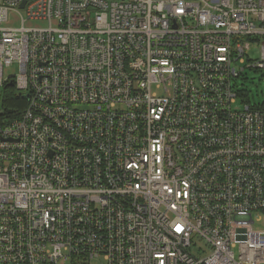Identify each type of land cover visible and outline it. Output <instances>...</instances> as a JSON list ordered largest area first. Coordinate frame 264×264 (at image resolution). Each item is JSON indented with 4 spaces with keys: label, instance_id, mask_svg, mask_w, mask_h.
<instances>
[{
    "label": "built area",
    "instance_id": "1",
    "mask_svg": "<svg viewBox=\"0 0 264 264\" xmlns=\"http://www.w3.org/2000/svg\"><path fill=\"white\" fill-rule=\"evenodd\" d=\"M242 64L264 77V0H0L26 101L0 116V264H264Z\"/></svg>",
    "mask_w": 264,
    "mask_h": 264
},
{
    "label": "rangeland",
    "instance_id": "2",
    "mask_svg": "<svg viewBox=\"0 0 264 264\" xmlns=\"http://www.w3.org/2000/svg\"><path fill=\"white\" fill-rule=\"evenodd\" d=\"M8 25H12L15 27H19L21 25L19 15L18 14H10L9 15V22ZM35 22H27L26 25H34ZM259 57L258 55V48L256 44H253L251 49L248 51V58L252 61L257 60ZM246 63V62H245ZM245 66V64H242ZM5 75H16L18 73L17 65H12L11 67L4 69ZM235 86L238 90H241L245 93V96L248 97L249 102L251 104H258L263 102L264 100V77L260 70L250 69L245 66L244 71L242 74L234 80ZM242 99L245 97H238L237 99V106L242 108L243 103ZM3 111V87H0V112ZM255 229H263L264 222L253 224ZM249 228H234L233 235L235 236L237 241H241ZM201 241H198L197 244L199 245ZM203 243V242H202ZM98 264V262L94 261L93 264Z\"/></svg>",
    "mask_w": 264,
    "mask_h": 264
},
{
    "label": "trees",
    "instance_id": "3",
    "mask_svg": "<svg viewBox=\"0 0 264 264\" xmlns=\"http://www.w3.org/2000/svg\"><path fill=\"white\" fill-rule=\"evenodd\" d=\"M25 106L26 101L14 86L3 88V111L0 116L4 121L19 118Z\"/></svg>",
    "mask_w": 264,
    "mask_h": 264
},
{
    "label": "water",
    "instance_id": "4",
    "mask_svg": "<svg viewBox=\"0 0 264 264\" xmlns=\"http://www.w3.org/2000/svg\"><path fill=\"white\" fill-rule=\"evenodd\" d=\"M12 85L13 84L11 82H9V83L6 84V86H10V87H12Z\"/></svg>",
    "mask_w": 264,
    "mask_h": 264
}]
</instances>
